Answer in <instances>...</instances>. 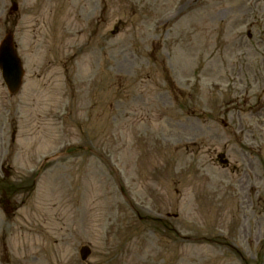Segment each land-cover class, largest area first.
<instances>
[{
	"label": "rangeland",
	"instance_id": "374dc122",
	"mask_svg": "<svg viewBox=\"0 0 264 264\" xmlns=\"http://www.w3.org/2000/svg\"><path fill=\"white\" fill-rule=\"evenodd\" d=\"M8 32L0 264H264V0H0Z\"/></svg>",
	"mask_w": 264,
	"mask_h": 264
},
{
	"label": "water",
	"instance_id": "95a60500",
	"mask_svg": "<svg viewBox=\"0 0 264 264\" xmlns=\"http://www.w3.org/2000/svg\"><path fill=\"white\" fill-rule=\"evenodd\" d=\"M0 68L3 78L12 93L16 92L19 84L21 71L19 63L10 47L9 38H7L0 48ZM89 252L85 249L81 251L82 259L88 256Z\"/></svg>",
	"mask_w": 264,
	"mask_h": 264
}]
</instances>
